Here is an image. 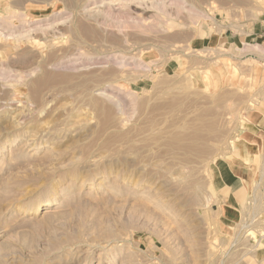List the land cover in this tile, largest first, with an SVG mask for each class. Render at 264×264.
I'll return each instance as SVG.
<instances>
[{"label": "rangeland", "instance_id": "rangeland-1", "mask_svg": "<svg viewBox=\"0 0 264 264\" xmlns=\"http://www.w3.org/2000/svg\"><path fill=\"white\" fill-rule=\"evenodd\" d=\"M263 15L0 0V264H264L263 189L222 198L257 62L221 39Z\"/></svg>", "mask_w": 264, "mask_h": 264}, {"label": "crops", "instance_id": "crops-1", "mask_svg": "<svg viewBox=\"0 0 264 264\" xmlns=\"http://www.w3.org/2000/svg\"><path fill=\"white\" fill-rule=\"evenodd\" d=\"M221 39L225 40L235 54L243 53V57L248 61L257 62L253 64L257 69L254 83L259 86L258 90L251 92L252 99L258 101L248 109L249 123L241 128L238 138L235 139V143L240 145L241 157L238 158L241 162L237 159L236 168L227 164L226 174L229 182L222 198L227 204L224 206L229 209L228 216L233 219L238 218L236 205L242 212L243 205L253 195V205L256 206L255 189L261 188L264 191V15L242 25L233 24L227 28ZM253 174L255 179L252 180ZM261 244L264 245V239L260 240ZM261 251H264V248Z\"/></svg>", "mask_w": 264, "mask_h": 264}, {"label": "bare ground", "instance_id": "bare-ground-1", "mask_svg": "<svg viewBox=\"0 0 264 264\" xmlns=\"http://www.w3.org/2000/svg\"><path fill=\"white\" fill-rule=\"evenodd\" d=\"M161 7H162V6H161ZM107 11H108V10H107ZM141 15H142V14H141ZM140 19H141V20H145V19H146V17L144 18V17H142V16H141V17H140ZM140 22H142V21H140ZM142 24H143V22H142ZM143 25H144V24H143ZM44 205H49V204H48V203H46V204H44Z\"/></svg>", "mask_w": 264, "mask_h": 264}, {"label": "built area", "instance_id": "built-area-1", "mask_svg": "<svg viewBox=\"0 0 264 264\" xmlns=\"http://www.w3.org/2000/svg\"><path fill=\"white\" fill-rule=\"evenodd\" d=\"M253 221H255V219H253ZM252 223H254V222H252ZM250 225H252V224H249V226H250Z\"/></svg>", "mask_w": 264, "mask_h": 264}]
</instances>
